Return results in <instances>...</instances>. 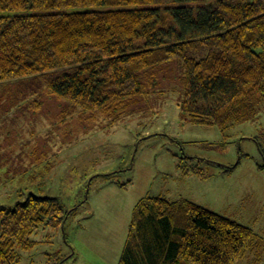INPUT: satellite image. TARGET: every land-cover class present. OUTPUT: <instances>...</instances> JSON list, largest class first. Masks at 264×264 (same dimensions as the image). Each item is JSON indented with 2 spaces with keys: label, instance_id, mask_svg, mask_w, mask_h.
Masks as SVG:
<instances>
[{
  "label": "trees",
  "instance_id": "trees-1",
  "mask_svg": "<svg viewBox=\"0 0 264 264\" xmlns=\"http://www.w3.org/2000/svg\"><path fill=\"white\" fill-rule=\"evenodd\" d=\"M173 62L192 123L224 133L254 119L264 103V0H0V90L47 89L95 113L145 95L143 75ZM66 216L55 198L33 194L0 208V264H18L16 248L33 249L28 238ZM254 243L248 227L188 200L146 197L118 264H236Z\"/></svg>",
  "mask_w": 264,
  "mask_h": 264
},
{
  "label": "rangeland",
  "instance_id": "rangeland-1",
  "mask_svg": "<svg viewBox=\"0 0 264 264\" xmlns=\"http://www.w3.org/2000/svg\"><path fill=\"white\" fill-rule=\"evenodd\" d=\"M179 78L176 62L161 66L143 75L145 95L95 113L47 89L0 90V208L33 194L67 215L34 232L33 249L16 248L18 264H118L146 197L188 200L248 227L255 243L236 264H264V103L221 133L180 112Z\"/></svg>",
  "mask_w": 264,
  "mask_h": 264
}]
</instances>
